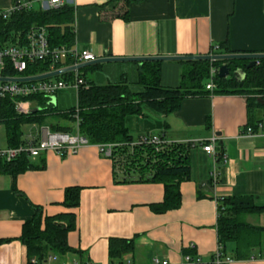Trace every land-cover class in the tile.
Returning <instances> with one entry per match:
<instances>
[{
    "label": "crops",
    "instance_id": "0c3cea01",
    "mask_svg": "<svg viewBox=\"0 0 264 264\" xmlns=\"http://www.w3.org/2000/svg\"><path fill=\"white\" fill-rule=\"evenodd\" d=\"M15 1L0 0V9ZM62 1L74 9V44L93 52L96 59L264 53V0H143L129 5L126 20L101 17L114 11L116 0ZM33 5L46 9L37 0ZM137 63H97L79 71L94 85L125 83L135 88ZM183 68L179 60L161 61V86L178 87ZM129 76L134 78L129 81ZM66 90L76 96L75 90L67 88L55 94V101ZM212 91L185 97L170 114L142 105L141 115L126 121L133 141L157 134L165 141L189 145V178L179 183L176 209L152 211L150 206L163 200L164 184L137 175L121 182V171L95 144L69 155L42 153L30 158L32 169L16 175L0 171V264H27L20 236L23 224L33 216L32 205L41 208L43 218L75 216L74 228L67 233L70 251L63 256L52 253L46 264H110V239L132 242L121 254L122 264H152L154 259L182 264L189 252L209 262L218 244L220 198L250 196L256 205H264V94L248 97ZM247 100L248 105L253 101L250 121ZM39 103L33 99V108ZM26 124L31 129L22 132V139L29 134L38 139L43 129L68 133L76 129L73 119L60 113ZM213 137L215 165L200 145ZM213 167L218 172L215 185L209 176ZM72 186L80 189L79 203L69 208L63 205L64 192ZM243 218L249 225L264 228V212ZM233 248V243L227 245L226 254L234 259L230 264H264V237L259 247L242 258L234 256Z\"/></svg>",
    "mask_w": 264,
    "mask_h": 264
},
{
    "label": "trees",
    "instance_id": "16d2710c",
    "mask_svg": "<svg viewBox=\"0 0 264 264\" xmlns=\"http://www.w3.org/2000/svg\"><path fill=\"white\" fill-rule=\"evenodd\" d=\"M143 0H116L114 11L102 15L103 19L128 18L129 5ZM32 26H42L48 33V43L51 48L72 46L74 44V9L64 4L57 8L24 9L15 12L7 20L0 21V48L16 40V36H24ZM220 47L230 52L226 44ZM223 61L190 60L184 64L181 83L176 88H165L160 84L161 62H138V78L136 87L131 88L125 83L110 85H94L87 81L89 87L80 88L77 93L76 105L79 109V131L90 144L114 143L109 158L115 168L121 171L120 181L127 182L133 175L165 186L163 200L151 205L156 213L176 209L180 206L179 183L189 178L188 149L184 143L165 142L160 146L151 144H130L135 142L129 135L126 121L129 116L141 115L142 105H147L153 111L170 114L181 106V101L187 96H197L209 93L205 88L211 66L218 67ZM69 59L57 64V67L69 65ZM248 61L231 60L228 77L214 78L213 94L243 95L264 94V59L258 60L252 68H246ZM242 68L245 79L237 82L232 72ZM49 69V61L37 60L28 64L25 75L43 74ZM4 75H13L7 68ZM84 78V74H81ZM72 72L68 71L56 79L68 80ZM85 79V78H84ZM86 81V80H85ZM27 99H33L31 97ZM40 105H47L46 99L39 96ZM250 99V98H249ZM253 101H251V104ZM247 100L249 121L251 120L250 106ZM51 105H49L50 107ZM74 107L65 111L55 108H45L30 114H18L9 98L0 100V123L6 125L7 146L16 147L22 144L21 126L26 123H39L48 113H60L73 119L71 114ZM53 111V112H51ZM33 165L26 154L20 155L12 162L0 161V171L16 175L32 169ZM115 176H119L115 173ZM80 189L68 187L64 192L63 205L73 208L79 203ZM32 218L22 226L20 240L27 250V264H46L52 253L64 255L70 251L67 245V233L75 225L73 214H62L52 217L42 216V210L32 205ZM217 238L224 256H228L227 245L234 244L233 252L236 258L245 256V252L260 246L264 237V228L255 227L245 222L243 216L248 213L264 212V205H256L250 196L238 198L223 197L217 207ZM1 242V241H0ZM130 240L110 239V264L121 263V254L131 246ZM188 255L194 256L189 252ZM185 254V255H187ZM234 257V258H235ZM234 260L232 257H230ZM202 264H211L203 262Z\"/></svg>",
    "mask_w": 264,
    "mask_h": 264
},
{
    "label": "built area",
    "instance_id": "2783aa9c",
    "mask_svg": "<svg viewBox=\"0 0 264 264\" xmlns=\"http://www.w3.org/2000/svg\"><path fill=\"white\" fill-rule=\"evenodd\" d=\"M42 8H57L63 6L62 0H37ZM33 0H18L13 2L8 8L0 9V21L7 20L12 14L17 11L32 8ZM69 59L71 63L63 67H57V64ZM96 56L90 50H79L75 44L72 46H61L51 48L48 43V33L42 26H32L24 36L17 35L15 42L0 48V78H9L13 80H0V100L9 98L14 104V109L18 114L30 115L32 100L36 97L46 99V104L49 106L53 103L55 94L61 90L72 88L76 92V96L80 88H88L87 81L82 77L80 69L72 70V76L68 80L64 79H41L37 81H16L15 78L29 77L34 75H25L28 64L37 60L49 61V69L45 73L53 72L58 69L76 66L78 64L95 60ZM258 64V61L257 63ZM7 68L11 69L13 75H4L3 71ZM217 75V67L211 66L209 70V80L207 81L206 90L214 89V78ZM33 99H27V98ZM75 123L76 129L74 133L68 132H53L48 129H43L40 138H35L29 134L24 139L22 144L11 147H0V161L12 162L20 155L26 154L29 158H35L42 153L53 151L58 155H69L78 152L85 146L91 145L87 138L79 131V109L77 105L74 107L71 114ZM248 133L251 128H247ZM168 142L162 136L157 134L145 135L132 142L130 145L151 144L160 146ZM169 143V142H168ZM99 152L107 157L115 146L114 143L95 144ZM201 148L212 158L213 165L217 160L215 151V138H211L208 142H201ZM211 182L217 183L218 172L213 167L209 173ZM221 200V198H220ZM211 264H230L233 260L224 256L222 247L218 243L217 249L209 260ZM203 261L199 256L184 255L182 264H202ZM83 264H98L85 262ZM122 264V263H114ZM129 264V263H126ZM152 264H166L154 259Z\"/></svg>",
    "mask_w": 264,
    "mask_h": 264
},
{
    "label": "water",
    "instance_id": "95a60500",
    "mask_svg": "<svg viewBox=\"0 0 264 264\" xmlns=\"http://www.w3.org/2000/svg\"><path fill=\"white\" fill-rule=\"evenodd\" d=\"M264 59V53H233V54H209V55H191V56H152V57H103L97 58L92 61L84 62L76 66L66 67L58 69L53 72L43 73L39 75L15 78L16 81L26 82V81H37L41 79H47L59 76L65 72L72 71L74 69H81L83 67L105 62H161L166 60H179V61H190V60H207V61H223L217 67V76L219 78L228 77L230 74L229 62L231 60H246L248 61L246 68H252L256 65L257 61ZM234 79L237 82H242L245 79V72L242 68H237L232 72ZM0 80H13L9 78L1 77ZM55 98H53V103H55ZM40 110V107H35L31 109L30 114H33Z\"/></svg>",
    "mask_w": 264,
    "mask_h": 264
},
{
    "label": "rangeland",
    "instance_id": "374dc122",
    "mask_svg": "<svg viewBox=\"0 0 264 264\" xmlns=\"http://www.w3.org/2000/svg\"><path fill=\"white\" fill-rule=\"evenodd\" d=\"M33 8L34 9H37L38 6L37 5H33ZM83 68L80 70L82 71ZM82 74V73H81ZM89 76V74L87 75ZM130 80L131 81L134 77L132 76H129ZM56 77H54L53 79H55ZM209 80V77L205 80V83H207V81ZM66 95H58L57 96V102L55 103H52L51 106L49 107L48 105H40L41 109H45V108H55L58 110V111H63L65 109H71L73 107L76 106V96H74V93L73 91H64ZM53 112V111H51ZM52 120L51 116L48 117V120ZM57 120V119H56ZM61 122L63 123H67L69 125H71V127H74V124L66 119H59ZM129 123V122H128ZM22 132L24 134H26L27 132H29V130L31 129V126L30 125H27V124H24L22 125ZM70 133H74V132H70ZM7 146V139H6V125L5 123H0V147H6Z\"/></svg>",
    "mask_w": 264,
    "mask_h": 264
}]
</instances>
